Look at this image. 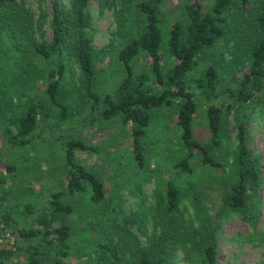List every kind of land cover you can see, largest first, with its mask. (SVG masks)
I'll list each match as a JSON object with an SVG mask.
<instances>
[{"label": "trees", "instance_id": "16d2710c", "mask_svg": "<svg viewBox=\"0 0 264 264\" xmlns=\"http://www.w3.org/2000/svg\"><path fill=\"white\" fill-rule=\"evenodd\" d=\"M165 4L166 0H121V10L116 13L122 39L117 59L123 77L112 91L103 94L97 90L96 83L98 54L86 34L90 24L89 0H74L71 12L64 9L61 0H52L50 28L53 37L49 43L37 41L34 11L25 1L0 0V30L11 35L20 52L22 47L30 46L40 58L55 59L57 69L49 73L51 80L46 91L58 106L61 120L70 113L68 107L59 102L67 67L64 60L74 58L81 72L85 94L92 101V121L118 122L127 128L132 136L135 159L141 167L145 165L143 139L156 113L165 111L176 116V138L184 154L174 169L178 176L186 175L190 179L191 195L187 198L193 208L197 209L198 202H202L196 182L191 180L197 170L195 166L199 164L223 175H231V188L223 192L227 213L248 219V209L251 208L248 189L260 182L257 158L247 144V124L251 115L249 105H260L264 97V0H210L209 7L201 0H188L180 7L182 18L174 19L168 31L164 30ZM235 12L254 15V38L244 48V30L248 21L244 18L237 24L233 22ZM42 18H45L44 14ZM220 43L224 49H231V43L234 48L244 49L243 59H234L240 66L229 73L228 84L222 81L217 63L200 68L204 55L215 50ZM163 52L172 62L167 68L164 67ZM141 58L147 61V67L138 65ZM234 113L237 169L230 173L225 162L217 159L213 151L221 146L224 123ZM40 114L42 120L44 117L46 121L49 119L50 114L41 102L10 119L5 137L12 149L25 147L35 140ZM200 115L209 130L207 143L195 137V121ZM64 151L67 192L75 195L90 190L94 202L106 201L105 184L77 160L78 151L98 152L99 148L82 141H68L64 143ZM7 169L13 171L14 167ZM63 195L62 191L53 194L49 200L53 215L50 218L47 213L39 215L37 221L43 225L39 228H24L13 217L16 213L35 214L37 206L34 204L1 213L4 223L0 226L5 230L15 223L16 233L13 235L17 234V239L25 242V246L0 247V264H69L66 259L70 255L71 228L59 219L70 214L72 208L61 201ZM184 200L176 179L169 181L152 215L149 246L141 249L134 264H173L183 247H190L197 253L199 264H218V243L210 218L206 217L201 221V227L196 228V222L188 219L181 209ZM112 213L115 212L110 215ZM58 221L57 226H52ZM122 249L119 242L101 244L99 264H117L116 253Z\"/></svg>", "mask_w": 264, "mask_h": 264}, {"label": "rangeland", "instance_id": "374dc122", "mask_svg": "<svg viewBox=\"0 0 264 264\" xmlns=\"http://www.w3.org/2000/svg\"><path fill=\"white\" fill-rule=\"evenodd\" d=\"M24 1L34 11L37 41L51 42L52 0H18ZM73 1L61 0L64 9L69 12ZM187 1L166 0L165 31L170 29L174 19L182 18L180 7ZM201 1L209 7L210 0ZM120 10L121 0H89L87 12L90 24L86 34L98 54L96 83L101 94L112 91L123 77L117 59L122 45L116 18ZM42 14L45 15L44 19ZM252 16L251 12H235L233 16L236 24L244 18L248 21L242 48L254 38ZM222 45L220 43L215 50L204 55L200 68L217 63L222 81L228 84L231 78L229 73L240 66L234 59L241 60L245 55H242L244 49H239V46L234 48V43L229 46L231 49H224ZM19 49L11 35L0 30V215L12 208L20 209L34 204L37 206L35 214L16 213L13 217L24 228H39L42 223L37 221L38 216L47 213L50 218L53 215L49 200L54 193L62 191L64 195L61 201L72 208L70 214L59 219L71 228L70 255L66 261L69 264H99V246L119 242L123 249L116 253L119 259L117 264H134L141 249L149 246V235L153 230L152 215L157 201L164 194L167 183L176 179L186 199L181 206L185 216L196 222V228L201 227V221L206 217L211 220L218 243V264H264V97L260 105H249L251 115L247 124V144L257 158L260 182L248 189L251 198L248 205L251 208L246 219L235 213H227L223 192L231 188V175H223L220 171L199 164L195 166L197 170L191 180L196 182L202 202H198L197 209L193 208L188 200L191 195L188 186L190 179L186 175L178 176L174 169L184 154L176 138V116L165 111L156 113L143 139L145 165L141 167L135 159L132 136L127 128L118 122L92 121V101L85 94L81 72L74 58L64 60L67 67L59 102L66 105L70 113L61 120L58 106L46 91L51 80L49 73L57 69L55 59L47 61L40 58L30 46L22 47L21 52ZM163 53L164 67L167 68L172 62L167 53ZM138 65L147 67V61L141 58ZM40 102L50 114L49 119L46 121L44 117L42 120L43 115L40 114L35 140L25 147L12 149L5 137L10 119L19 117L32 104ZM234 116L235 113L231 114L224 123L221 146L213 151L217 159L225 162L230 173L237 169L234 161L237 137ZM195 137L203 143L210 140L203 115L195 121ZM68 141H82L99 148L98 152L78 151L77 160L105 184L108 193L106 201L94 202L90 190L75 195L67 192L64 143ZM7 167H14V170L9 171ZM199 209L200 212H197ZM113 211L116 214L110 215ZM197 214H200L199 218ZM3 223L0 217V224ZM57 223L59 221L52 226H57ZM14 227L15 223L5 230L0 226V247L14 248L16 244H25L17 239V234L13 235L16 231ZM191 249H180L173 264H199L197 253Z\"/></svg>", "mask_w": 264, "mask_h": 264}]
</instances>
